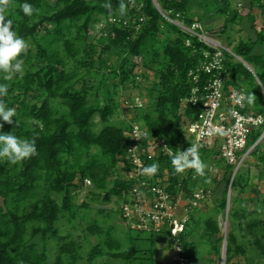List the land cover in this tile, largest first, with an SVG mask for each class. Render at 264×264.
<instances>
[{
  "label": "trees",
  "instance_id": "16d2710c",
  "mask_svg": "<svg viewBox=\"0 0 264 264\" xmlns=\"http://www.w3.org/2000/svg\"><path fill=\"white\" fill-rule=\"evenodd\" d=\"M24 2L11 0L6 17L28 44L21 57L24 74L11 81L0 79L8 84L3 99L7 107L16 109L13 121L18 125L4 123L0 131L35 140L37 154L16 165L0 161V264H114V260L119 264H156L153 236L167 229L151 231L150 245L140 234L117 239L114 233L113 218L119 214L125 221L122 205L132 186L127 176L135 168L129 153L136 143L131 135L133 122L146 131L138 142L145 152L151 141L162 138L176 152L191 143L193 138H188L181 123L185 120L188 125L196 119L201 105L182 99L194 86L209 80L211 75L201 66L213 57L215 49L175 21L189 27L200 22L204 27L217 15L226 21L223 33L230 23L242 20L254 31L248 38L240 36L236 44L230 37L229 41L231 51L248 62L261 83L243 64L235 65L233 53L226 50L224 75L226 90L243 86L247 95L255 96L247 110L264 114V0H248L245 15L234 0H157L161 10L154 0H123L124 15L120 14L121 0H111V9L103 6L106 0H27L34 8L31 17L21 10ZM97 24L102 25L101 30L93 35ZM199 68L201 79L196 82L190 72ZM147 71L156 72L157 78L150 79ZM129 88L141 96L144 90L153 93L150 103L140 107L143 110L133 107L135 116L130 120L118 118L124 101L135 102L133 95L127 100L123 97ZM262 131L251 136L244 151ZM260 143L250 155L264 165ZM198 152L206 165L204 176L193 169L176 173L168 154H142L147 167L158 166L148 180L173 196L192 197L199 189L212 190L218 180L210 170L213 163L227 173L222 196L213 204L205 202L213 211L210 216L194 212L204 203L186 208L190 214L178 239L187 258L185 264H222L225 239V264H264L262 209L247 210L243 198L247 184L237 185L234 178L231 189L235 187L239 193L230 196L227 215L232 228L223 236L218 216L226 215L233 165L216 146L201 147ZM84 189L86 198L79 203ZM114 197L117 209L100 210V218L89 216L90 200L110 203ZM83 223L86 226L78 233ZM125 227L131 229L127 223ZM92 237L97 238L96 243ZM248 246L255 256L249 254ZM240 257L244 260H237Z\"/></svg>",
  "mask_w": 264,
  "mask_h": 264
},
{
  "label": "built area",
  "instance_id": "2783aa9c",
  "mask_svg": "<svg viewBox=\"0 0 264 264\" xmlns=\"http://www.w3.org/2000/svg\"><path fill=\"white\" fill-rule=\"evenodd\" d=\"M164 15L171 19L165 13ZM180 26L198 35L207 45L215 49L213 57L208 58L201 66L206 73L211 75L209 80L194 86L190 95L182 99L184 103L201 105V111L197 118L188 124L187 128L190 134L188 138L192 137L193 139L181 151L191 145L213 148L215 144L212 142L221 140V156L228 164L234 165L237 171L254 148L252 145L247 151H244L249 139L257 130L264 127V114L248 111L246 99L242 104L236 102L241 95L247 97L243 86H230L226 90L225 50L233 53L231 49H226L213 39L200 22L192 24L191 27L184 24ZM209 55L207 52L206 57ZM190 75L193 76L194 81L199 82L201 79L200 68L196 71L192 70ZM136 105L143 106L142 99L136 98ZM214 128H220L226 134H209ZM131 135L136 141L129 148L135 168L127 176V179L132 182V186L129 190L128 200L122 205L125 221L131 229L136 230L161 232L163 229H167L174 240H177L174 248L176 251L174 253L175 264H185L187 258L182 255L184 248L178 239L186 228L187 219L185 216L181 220H177L175 215L180 209H186L189 204L194 207L199 206L202 201L208 200L212 193L210 190L199 189L193 193L192 197H187L184 194L173 196L167 192L165 187L149 181L150 177L143 173V169L147 166L142 154L146 153L149 157H155L160 153H165L171 157L172 154H178L181 151L176 152L162 138L158 141H151L148 151L145 152L144 146L138 142L146 135V131L138 122H133ZM262 138H264V131L258 141ZM180 252L181 254H179Z\"/></svg>",
  "mask_w": 264,
  "mask_h": 264
},
{
  "label": "rangeland",
  "instance_id": "374dc122",
  "mask_svg": "<svg viewBox=\"0 0 264 264\" xmlns=\"http://www.w3.org/2000/svg\"><path fill=\"white\" fill-rule=\"evenodd\" d=\"M234 1H235V5L239 8H241L240 12L243 15H245L249 12L248 0H234ZM255 12H256L258 19L262 20L260 10L258 8H256ZM176 22H177V24L183 25V23H181L179 21H176ZM225 24H226V21H225L224 17L217 15V16H213L210 19H208L206 21V24H204V27L207 29V31H208L207 33L213 39L217 40V42L221 43L224 47H226V49L227 48L232 49V47H233V45H231L232 43H230V41H229V37H230V40H233V44H236L239 41L240 36H244L245 38H248L250 35H252V34L254 35L253 29L250 28L249 23H247L245 20H242L240 22L236 21L234 23H230L228 31L226 33H223L222 31L225 27ZM101 27H102L101 24H97L96 26H94V28L92 29L93 35L99 34ZM232 58H233V62L235 65H238V64L242 65L243 64V66L245 68L249 69L246 66V64L241 59L236 57L235 55H233ZM142 70H144V69H142ZM147 75L152 80L157 78L156 77L157 74L154 71H151V72L147 71ZM241 77H239V80L242 79ZM97 79H95V80L93 79L94 82L97 81ZM242 82H243L242 85H245L246 81L244 79ZM143 92H144V95L141 96V95H138L137 90L132 91V88H129V89H126L124 91L123 97L126 100L128 99L127 97H129L131 95H133L132 98L134 100L136 97H141L143 102H144V106H145L146 103L147 104L150 103V101L153 99L151 97L153 95V93L150 91H147V90H144ZM133 107L134 106H132V104L125 103V101H124L122 107L119 109L118 118H127L128 120L132 119L135 116ZM143 109H140V110H143ZM116 119H117V117H116ZM97 120L99 121V119H97ZM181 125L185 128L187 136H190V134L188 132V128H187L188 125L185 122V120H183ZM262 130L264 131L263 128H262ZM221 143H222L221 140H218L217 142H212V144H215L214 147L216 146L219 151H220ZM260 149L264 151V139L260 143ZM232 167H233L232 177L235 174L234 178H236L237 185H239V182L242 183L241 185H243V183L247 184L245 187L244 195H243V198L245 199L244 206L247 207L248 211L257 210L258 208H261L262 209L261 217L264 218V206H263V202H264V165H262L261 161L258 160L256 157H254V155H249L245 159V161L243 162V165L237 170L236 173H235L236 167L234 165ZM210 170L212 172L213 177H217V179H218L217 183L212 184L211 188H210V189H212V190H210L212 194L209 197V202H210V204H213V201H215L216 198L219 199L222 196L221 193H223V191L225 189L226 182H227V177L225 176V174H227V173H225V171L223 170V167H221L220 165H215L214 163L211 164ZM247 172L249 173V176L247 175ZM234 178H233V180H234ZM231 181H232V179H231ZM131 184H132V182H131ZM216 184H218V185H216ZM89 186H92V185L89 184ZM240 187H242V186H240ZM229 188H230V186H229ZM259 190L261 191V193L259 192ZM238 193H239V189H236L234 187L233 190L231 189L230 196L236 197L238 195ZM228 195H229V193H228ZM85 198H86V195H85V189H84L79 194L78 202L79 203L82 202ZM205 202H207V201H202V203H201V204L204 203L203 204L204 207L201 208L202 211L197 210L194 212L197 215L200 214L203 217H208L213 213V211L211 208H208V209L206 208ZM90 203H91V208L88 209L90 217H99L100 218L101 217V215L99 213L100 210L117 209L116 208L117 205L115 204L116 203V197H114L113 201L110 203H102V202L98 203V202H93L91 200H90ZM230 207H231V204H230L229 197H228V208L226 210V215L224 216V214H221L218 216V220L220 223V227H221L223 236H226L227 233L229 232V230L232 228L231 224L228 221V217H227V213H228ZM189 214H190V211H187L185 208H183V209H180L179 212H177L175 217L177 220H181L186 215L188 217ZM118 216H119V214H117L113 218V224L116 226L114 233L116 234L115 236L117 239L118 238L119 239H124V238L127 239L126 238L127 235L137 236L138 234H140V237H142L144 239V243H146L147 245H150V243H152V241L149 239L151 236L150 232H148V231L138 232L137 230H133V229L131 230L129 228L127 229V227H125L126 222L124 220H121V218ZM242 217H244V214H242ZM245 220H246L245 217L242 218V221H245ZM85 226H86L85 223H83L82 228H80L78 233H82V229ZM92 238H93L92 243H96L97 238H95V237H92ZM153 239H154L153 244H154V247L156 249V252H155L156 264H175L174 263V243H173L174 237L171 236L168 232L163 231L161 233L154 234ZM225 244H226V242L223 243V250H222L223 259H222V262L226 258V256H225ZM248 251H249V254L252 255V257L255 256L253 251L251 250L250 246H248ZM51 259H53V258H51ZM99 260L107 261L109 259H107L106 257H100ZM237 260H244V257H240ZM114 264H119V260H114Z\"/></svg>",
  "mask_w": 264,
  "mask_h": 264
},
{
  "label": "clouds",
  "instance_id": "9594fccd",
  "mask_svg": "<svg viewBox=\"0 0 264 264\" xmlns=\"http://www.w3.org/2000/svg\"><path fill=\"white\" fill-rule=\"evenodd\" d=\"M10 4L11 0H0V79H2L3 81H11L17 74H19V76L21 77L23 76L24 61L21 57L22 54H26L28 51L27 41L17 34V32L13 28L12 21L6 18ZM103 6L105 8L111 9V0H106ZM21 10L23 14L28 17H31L34 13L32 4L28 3L27 0H25V2L21 5ZM126 12V5L123 3V0H121L120 14L124 15L126 14ZM234 55L236 57L239 56L235 53ZM7 95L8 84L0 83V129H3L4 123H7L9 125L15 123L16 125H18L17 120H15V122L13 121V117H16L17 115L16 109L14 107H7L6 102L3 99V97H6ZM136 98L142 99L141 97ZM136 98L135 102L131 104L134 107H139L136 105ZM245 99L247 100V103L251 105L254 102L255 96L253 94H249L245 98V96L241 95L238 97L236 102L238 104H242ZM209 134L224 135L226 133L220 128H214L210 131ZM258 139L253 144L254 148L264 138H262L260 141H258ZM199 147H202V145H191L186 150H183L178 154L171 155V164L176 173H184L187 169H193L197 175H205L206 165L199 158ZM36 154L37 150L35 140L21 139L11 132H8L6 134L3 131H0V161H7L11 165H16L22 163L26 159H29ZM157 171L158 166L156 164L145 167L143 169V173L148 175L149 177L155 175ZM236 172L237 171L235 170V173ZM234 177L235 174L232 179ZM231 182H233V180ZM87 183L90 184V182Z\"/></svg>",
  "mask_w": 264,
  "mask_h": 264
},
{
  "label": "water",
  "instance_id": "95a60500",
  "mask_svg": "<svg viewBox=\"0 0 264 264\" xmlns=\"http://www.w3.org/2000/svg\"><path fill=\"white\" fill-rule=\"evenodd\" d=\"M154 4L160 9V6H159L157 0H154ZM160 10H161V9H160ZM238 57H239V59H241V60L246 64V66L251 70V72L256 76L257 80L260 82V80H259V78L257 77L256 73H255L254 70L250 67V65L248 64V62H246V61H245L243 58H241L240 56H238ZM260 83H261V82H260ZM263 88H264V87H263ZM232 180H233V179H232ZM231 186H232V182H231V184H230V188H229V195H228L229 199H230V193H231ZM227 217H228V215H227ZM224 242H226V239L224 240ZM226 244H227V242H226ZM226 244H225V256H226ZM225 260H226V259L223 260L222 264H225Z\"/></svg>",
  "mask_w": 264,
  "mask_h": 264
}]
</instances>
